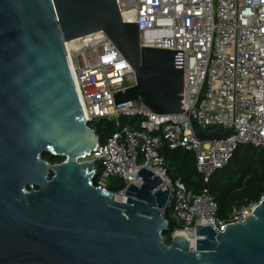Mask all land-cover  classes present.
I'll list each match as a JSON object with an SVG mask.
<instances>
[{"label":"water","instance_id":"water-1","mask_svg":"<svg viewBox=\"0 0 264 264\" xmlns=\"http://www.w3.org/2000/svg\"><path fill=\"white\" fill-rule=\"evenodd\" d=\"M99 31L136 77L112 94L117 107L182 113V51L140 47L115 0H0V264H264V200L224 232L195 226L194 247L179 234L167 245L172 195L151 170L140 168L126 202L91 183L86 158L100 139L84 121L64 42ZM189 120L200 142L234 134Z\"/></svg>","mask_w":264,"mask_h":264},{"label":"built area","instance_id":"built-area-1","mask_svg":"<svg viewBox=\"0 0 264 264\" xmlns=\"http://www.w3.org/2000/svg\"><path fill=\"white\" fill-rule=\"evenodd\" d=\"M115 1L124 22L137 23L140 47L182 51V113L159 115L141 102L115 105L112 94L135 85L136 77L103 32L64 42L84 121L94 130L101 119L113 120L117 127L90 155L95 162L91 183L113 193L105 181L120 178L125 186L114 193L115 200L126 202V188L143 183L136 176L140 168L151 170L161 179L159 188L165 184L172 195L171 215L180 227L171 236L184 231L196 240L197 225L218 234L228 224L244 223L264 200V188L257 202L233 207L220 220L208 189L191 193L181 180H172L159 149L166 143L170 149L193 152L207 183L239 144L264 147V0ZM190 114L202 130L221 125L234 134L200 142L191 130ZM120 116L141 119L131 128L119 123Z\"/></svg>","mask_w":264,"mask_h":264},{"label":"trees","instance_id":"trees-1","mask_svg":"<svg viewBox=\"0 0 264 264\" xmlns=\"http://www.w3.org/2000/svg\"><path fill=\"white\" fill-rule=\"evenodd\" d=\"M140 119L136 116H120L119 123L122 126L136 128ZM95 124L100 141L117 129L113 120L101 119ZM159 153L166 161L167 173L172 180H181L191 193H198L204 187L208 189L217 204V217L220 220H225L233 207L241 208L257 202L264 188V147L239 144L228 163L217 169L207 183L203 182L201 174L196 169L193 152L170 149L163 143ZM42 159L53 164L63 161L64 158L44 154ZM93 183L95 184L94 181ZM124 186V182L117 177L110 178L106 183V189L113 193L119 192ZM165 218L168 221V230L163 237L164 242L169 245L172 232L180 225L172 217L170 209L165 211Z\"/></svg>","mask_w":264,"mask_h":264},{"label":"bare ground","instance_id":"bare-ground-1","mask_svg":"<svg viewBox=\"0 0 264 264\" xmlns=\"http://www.w3.org/2000/svg\"><path fill=\"white\" fill-rule=\"evenodd\" d=\"M118 199V198H117ZM116 201V200H115ZM179 235H182L183 237L187 238L189 241V244L194 247L195 240L193 237H191L188 233L181 231L179 232Z\"/></svg>","mask_w":264,"mask_h":264},{"label":"rangeland","instance_id":"rangeland-1","mask_svg":"<svg viewBox=\"0 0 264 264\" xmlns=\"http://www.w3.org/2000/svg\"><path fill=\"white\" fill-rule=\"evenodd\" d=\"M95 123H96V122H95ZM95 123L93 124L94 126H96V124H95ZM86 159H87V160H89V159H90V156H89V157H87ZM97 167L100 169V166H99V164H97ZM109 179H110V178H109ZM109 179H107V180L105 181V185H106V183H107V181H108Z\"/></svg>","mask_w":264,"mask_h":264}]
</instances>
